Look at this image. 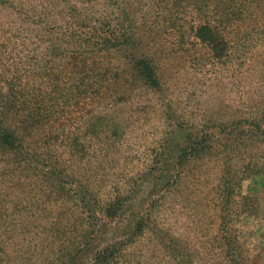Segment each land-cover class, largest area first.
Instances as JSON below:
<instances>
[{
	"label": "rangeland",
	"instance_id": "374dc122",
	"mask_svg": "<svg viewBox=\"0 0 264 264\" xmlns=\"http://www.w3.org/2000/svg\"><path fill=\"white\" fill-rule=\"evenodd\" d=\"M5 1L1 71L44 87L56 68L51 39L64 51L72 37L89 35L95 18L106 23L98 32L113 19L115 29L140 30L138 47L155 59L160 89L113 85L91 114L84 100L56 106L52 128L30 137L36 164L0 171V264H90L115 242L124 244L109 264H227L218 232L220 171L264 150V134L251 139L248 131L264 127V0L236 6L242 20L228 28L223 61L190 29L212 0ZM204 136L205 151L176 165V147ZM116 200L122 206L114 219L98 214ZM257 200V215L239 217L234 227L249 263L264 264V190ZM90 211L102 218L92 229L82 223ZM86 230L94 238L83 246Z\"/></svg>",
	"mask_w": 264,
	"mask_h": 264
},
{
	"label": "trees",
	"instance_id": "16d2710c",
	"mask_svg": "<svg viewBox=\"0 0 264 264\" xmlns=\"http://www.w3.org/2000/svg\"><path fill=\"white\" fill-rule=\"evenodd\" d=\"M212 1L210 9L208 2L205 9H199V21L191 25L190 29L192 36L208 48L213 59L223 61L230 52L228 28L242 20V15L236 13L234 9L237 5L246 4L250 0ZM5 2L0 0V4ZM104 24L106 23L101 19L95 18L90 24L93 26L89 35L85 33L82 37H72L67 41L64 51L60 40L53 38L49 41L50 59L56 64V68L52 67L46 74L47 81L43 83L44 87L36 86L35 81L25 82L17 71L8 69L7 74L0 70V171L2 174L6 168L21 171L36 164L37 153H31L29 150L33 144L30 142V137L37 136L41 130L52 128L51 124L54 122L52 116L56 106L68 110L72 105L84 100L89 106L87 114H91L95 104L105 97L108 88L113 85L138 82L154 91L160 89L155 59L142 53L138 47L141 42L140 30L134 27L126 33L123 31V25L115 29L112 19L108 21L109 30L98 32ZM100 33L105 37H99ZM111 54H120L122 59L114 64L108 59ZM254 128L263 131L256 133L248 129L252 132L250 136L243 134L242 137L249 136L253 139L264 134V127L255 125ZM196 130L195 132L200 131V129ZM204 141H206L205 136L195 137L184 146L178 145L173 151L177 155L176 165L188 155L204 152L206 149ZM249 160L238 169L224 162L220 171L217 188L220 219L218 232L221 252L227 264L252 263H249V257L245 254L246 249L239 240L234 222L241 216L247 218L257 215V193L264 190V150L260 152L258 158ZM44 174H47L46 171ZM55 178L58 180V175ZM243 181L248 182L247 192L244 194L240 191ZM121 206L122 201H113L98 211V214L114 219ZM94 213L91 212L82 219V223H85L88 229L96 228L99 220H102L94 217ZM87 231H84L83 246H87V242L94 238L95 230L88 233ZM123 244L124 242L122 244L115 242L97 251L90 264H109L115 259L119 246ZM73 256L77 257V255ZM74 258L71 262L76 260Z\"/></svg>",
	"mask_w": 264,
	"mask_h": 264
}]
</instances>
